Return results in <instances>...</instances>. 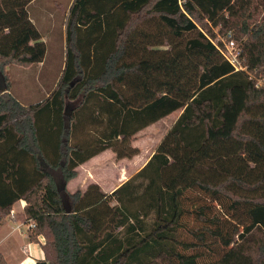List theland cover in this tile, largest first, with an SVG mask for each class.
<instances>
[{
	"label": "trees",
	"instance_id": "obj_1",
	"mask_svg": "<svg viewBox=\"0 0 264 264\" xmlns=\"http://www.w3.org/2000/svg\"><path fill=\"white\" fill-rule=\"evenodd\" d=\"M31 1L0 0V224L26 200L14 219L34 222L30 241L45 238L35 264H200L184 251L195 243L180 239L191 189L241 211L226 233L204 226L227 249L202 264H264V0H73L62 77L25 106L5 68L45 57ZM228 33L244 69L220 49ZM178 110L147 163L111 194L96 183L68 190L80 164L108 148L133 156L134 136ZM85 122L97 136L77 139ZM209 206L196 212L214 223Z\"/></svg>",
	"mask_w": 264,
	"mask_h": 264
},
{
	"label": "rangeland",
	"instance_id": "obj_2",
	"mask_svg": "<svg viewBox=\"0 0 264 264\" xmlns=\"http://www.w3.org/2000/svg\"><path fill=\"white\" fill-rule=\"evenodd\" d=\"M72 2L73 0H37L31 7L35 17L39 18L42 22L45 34L43 40L46 44L45 57L43 61L33 63L29 67L13 64L5 68V73L10 79L12 86V94L24 103L39 102L42 98L43 100L46 99L48 91L52 92L62 77L67 57V18ZM228 37V35L227 37H222L223 43ZM3 84L4 77L0 73V86ZM67 103V106H69L67 108L70 113L69 116H71L72 112L76 109L75 102L72 104V102L68 101ZM180 113L181 111H175L167 115L166 119L147 128L143 133H137L136 135H139L137 137L135 135L133 141L141 139L144 144H147L148 141L152 143L153 141L156 142V139L163 137V134H165L166 130ZM77 133H80L77 139H90L97 136L95 133H98V128L96 125L85 122L83 129H79ZM150 135L154 137H150ZM152 143H149V146L145 149V158L150 156L148 147L152 149L154 147ZM112 150L114 149L112 148ZM113 202L115 203V200ZM184 205L186 212L182 219L180 239L184 242L195 243V246L189 249L185 248L184 251L187 253H197L200 264L218 258L227 247L222 244L217 234L213 235L204 230V226H209L215 231L222 230L226 233L238 221L241 211L235 212V210H229L227 207L214 202L209 195L197 189L186 191ZM203 205L213 207L207 209L205 213L209 218L215 215L218 218L217 221L210 223L201 221L198 218L196 209ZM152 219L153 215L149 216L146 222L150 224ZM27 228L28 225L24 224L23 229L26 230ZM201 232L206 233L205 240H200L197 237L196 234Z\"/></svg>",
	"mask_w": 264,
	"mask_h": 264
},
{
	"label": "crops",
	"instance_id": "obj_3",
	"mask_svg": "<svg viewBox=\"0 0 264 264\" xmlns=\"http://www.w3.org/2000/svg\"><path fill=\"white\" fill-rule=\"evenodd\" d=\"M36 1L37 0H32L29 3V16L32 22L40 30L42 34L41 39L43 40L45 34L42 28V22L39 18L35 17L31 9L32 5L36 3ZM43 26L45 25L43 24ZM10 92L13 93L12 86ZM50 93L51 92L49 90L46 96H49ZM17 99L25 106L36 105L38 103H42V101H45V99L43 100L42 98L39 100V102L35 101L24 103L19 98ZM70 102L73 104V101ZM68 107L69 106L66 108ZM179 115L176 116L174 121L179 117ZM166 118L167 116L157 122H160ZM157 122L140 130L138 133H143L144 130L152 127ZM169 128L166 130L165 134ZM165 134H163L162 138L156 139V142L153 141V143L148 141L147 144H144L141 139H135L133 144L140 150L131 157L119 158L112 148L105 149L102 152L96 154L77 167V175L70 179L67 183L68 190L72 193L76 192L77 190L85 191L91 183H96L101 187L103 192L111 194L117 187L127 181L147 163L151 155L155 152L157 146L164 138ZM138 135H136V137ZM150 137L154 136L150 135ZM149 143H152L154 147H152V149L148 147L150 156L145 158V149L147 146H149ZM26 204L27 202L25 199L17 201L13 205L10 215L4 218L0 224V254L4 255L8 264H35L38 260L46 258L45 252L42 248V244L45 242L44 236L40 235L38 237V242L30 241L27 232L28 228L26 230L23 229V225H28V221L31 219H14L15 215H18L24 211Z\"/></svg>",
	"mask_w": 264,
	"mask_h": 264
},
{
	"label": "built area",
	"instance_id": "obj_4",
	"mask_svg": "<svg viewBox=\"0 0 264 264\" xmlns=\"http://www.w3.org/2000/svg\"><path fill=\"white\" fill-rule=\"evenodd\" d=\"M228 39L224 41V47H220L224 57L235 67L236 70L244 69L245 67L241 63L240 48L236 42L231 38V34H228ZM29 227H33L35 224L32 220L28 221Z\"/></svg>",
	"mask_w": 264,
	"mask_h": 264
},
{
	"label": "water",
	"instance_id": "obj_5",
	"mask_svg": "<svg viewBox=\"0 0 264 264\" xmlns=\"http://www.w3.org/2000/svg\"><path fill=\"white\" fill-rule=\"evenodd\" d=\"M65 113H66V115H69V112H68L67 108H66V111H65Z\"/></svg>",
	"mask_w": 264,
	"mask_h": 264
}]
</instances>
